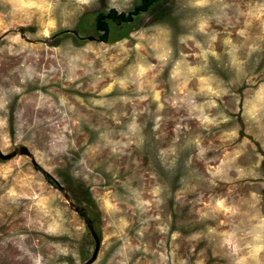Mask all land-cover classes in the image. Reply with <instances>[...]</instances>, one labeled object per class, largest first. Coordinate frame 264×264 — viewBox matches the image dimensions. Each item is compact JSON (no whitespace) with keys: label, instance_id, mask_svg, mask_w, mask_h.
<instances>
[{"label":"rangeland","instance_id":"374dc122","mask_svg":"<svg viewBox=\"0 0 264 264\" xmlns=\"http://www.w3.org/2000/svg\"><path fill=\"white\" fill-rule=\"evenodd\" d=\"M22 146L0 264L93 259L60 185L92 264H264V0H0V149Z\"/></svg>","mask_w":264,"mask_h":264},{"label":"water","instance_id":"95a60500","mask_svg":"<svg viewBox=\"0 0 264 264\" xmlns=\"http://www.w3.org/2000/svg\"><path fill=\"white\" fill-rule=\"evenodd\" d=\"M74 33H76V32H74ZM18 155H26V156L31 157L35 167L36 168L40 167V165L36 162L32 152L25 146H22V147L18 148L16 151H14L13 153H10L8 155L3 154L1 149H0V157L3 158V159H12V158H14V157H16ZM60 187H61V191H62L63 195L69 201L71 209L76 211L80 215V217L85 219L86 223L89 226V229H90L91 233L93 234V236H94V238L96 240L97 247H96L95 255H94L92 260H90L89 262L86 263V264H92L96 260L97 253H98V250L100 248V243H101L100 238L98 236V233L96 232V229L94 227V224H93L92 220L88 216L87 209L85 207H82V206L77 205L76 203H74L72 198L70 197L69 193L65 191L64 187L62 185H60ZM83 213H84V215H83Z\"/></svg>","mask_w":264,"mask_h":264},{"label":"trees","instance_id":"16d2710c","mask_svg":"<svg viewBox=\"0 0 264 264\" xmlns=\"http://www.w3.org/2000/svg\"><path fill=\"white\" fill-rule=\"evenodd\" d=\"M143 1H144V6H145V7L149 6V5L153 2V0H143ZM110 15H111L113 18H115V17H116V12L113 10V11L111 12ZM118 17H119L120 19H124L125 15H124V14H121V15H119ZM97 25H98V28H99L100 30H103L105 33H107V31H108V25L102 21V16H100V17L98 18V23H97ZM104 38L106 39V36H104ZM83 215H84V213H83Z\"/></svg>","mask_w":264,"mask_h":264}]
</instances>
